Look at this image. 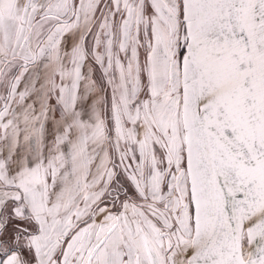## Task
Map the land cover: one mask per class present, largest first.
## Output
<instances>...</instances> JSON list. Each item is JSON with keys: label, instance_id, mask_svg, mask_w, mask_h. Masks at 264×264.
<instances>
[{"label": "snow or ice", "instance_id": "obj_1", "mask_svg": "<svg viewBox=\"0 0 264 264\" xmlns=\"http://www.w3.org/2000/svg\"><path fill=\"white\" fill-rule=\"evenodd\" d=\"M0 264H264V0H0Z\"/></svg>", "mask_w": 264, "mask_h": 264}]
</instances>
